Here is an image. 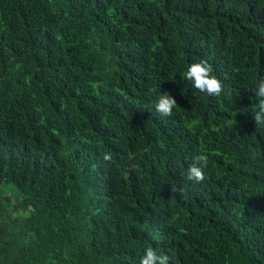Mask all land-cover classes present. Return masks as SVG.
Masks as SVG:
<instances>
[{"label": "trees", "instance_id": "16d2710c", "mask_svg": "<svg viewBox=\"0 0 264 264\" xmlns=\"http://www.w3.org/2000/svg\"><path fill=\"white\" fill-rule=\"evenodd\" d=\"M260 79L264 0H0V264H264Z\"/></svg>", "mask_w": 264, "mask_h": 264}, {"label": "clouds", "instance_id": "9594fccd", "mask_svg": "<svg viewBox=\"0 0 264 264\" xmlns=\"http://www.w3.org/2000/svg\"><path fill=\"white\" fill-rule=\"evenodd\" d=\"M186 80L191 81V86L202 93L208 95H218L222 90V82L213 74L211 68L204 60L191 62L187 65L184 72ZM255 95L259 97L258 111L255 113L254 120L257 123H264V79H260L255 87ZM176 105L172 95L167 91L159 94L155 103V109L162 115H169ZM207 158L201 154L193 158V163L188 168V178L197 181L204 178V169ZM169 257L163 253H157L152 248H145L143 255L139 258V264H167Z\"/></svg>", "mask_w": 264, "mask_h": 264}, {"label": "rangeland", "instance_id": "374dc122", "mask_svg": "<svg viewBox=\"0 0 264 264\" xmlns=\"http://www.w3.org/2000/svg\"><path fill=\"white\" fill-rule=\"evenodd\" d=\"M9 190H10L9 193L7 190H5L4 192L7 194H10V195H13V196H16L19 194V191L17 190V188H15L13 186Z\"/></svg>", "mask_w": 264, "mask_h": 264}]
</instances>
